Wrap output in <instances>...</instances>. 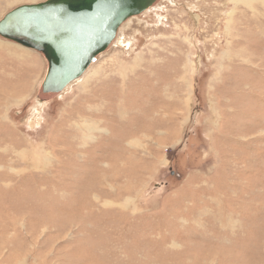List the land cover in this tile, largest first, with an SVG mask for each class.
<instances>
[{
    "label": "rangeland",
    "instance_id": "rangeland-1",
    "mask_svg": "<svg viewBox=\"0 0 264 264\" xmlns=\"http://www.w3.org/2000/svg\"><path fill=\"white\" fill-rule=\"evenodd\" d=\"M45 67L0 36V264H264V0H159L37 101Z\"/></svg>",
    "mask_w": 264,
    "mask_h": 264
},
{
    "label": "water",
    "instance_id": "water-1",
    "mask_svg": "<svg viewBox=\"0 0 264 264\" xmlns=\"http://www.w3.org/2000/svg\"><path fill=\"white\" fill-rule=\"evenodd\" d=\"M159 0H37L19 3L0 16V36L45 59L36 99L62 91L112 46L119 28Z\"/></svg>",
    "mask_w": 264,
    "mask_h": 264
},
{
    "label": "bare ground",
    "instance_id": "bare-ground-1",
    "mask_svg": "<svg viewBox=\"0 0 264 264\" xmlns=\"http://www.w3.org/2000/svg\"><path fill=\"white\" fill-rule=\"evenodd\" d=\"M90 65H91V64H90ZM86 70H87V69H86ZM86 70H85V71H86ZM85 71H84V72H85ZM84 72H83V73H84ZM81 75H82V74H81ZM43 77H44V76H43ZM75 79H76V78H75ZM72 81H73V80H72ZM68 84H69V83H68ZM68 84H67V85H68ZM67 85H66V86H67ZM66 86H65V87H66ZM65 87H64V88H65ZM64 88H63V89H64ZM60 92H61V91H60ZM60 92H58V93H60ZM58 93H57V94H58ZM57 94H56V95H57ZM41 101H42V100H41ZM85 136H86V135H85ZM36 154H37V152H36ZM38 155H39V154H38ZM38 157H39V156H38ZM38 159H39V158H38ZM31 160H32V159H31Z\"/></svg>",
    "mask_w": 264,
    "mask_h": 264
}]
</instances>
